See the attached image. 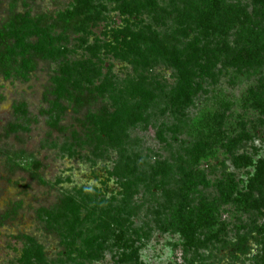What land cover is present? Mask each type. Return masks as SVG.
<instances>
[{"label": "rangeland", "instance_id": "374dc122", "mask_svg": "<svg viewBox=\"0 0 264 264\" xmlns=\"http://www.w3.org/2000/svg\"><path fill=\"white\" fill-rule=\"evenodd\" d=\"M169 1L160 3L164 6ZM194 1L198 7L212 2ZM226 1L248 5L253 19L248 28L239 24L229 35L213 32L200 40L203 52L191 66L193 104L186 110L172 104L176 72L166 63L156 65L149 74L158 100L143 109L142 123L127 128L122 145L107 147L103 157L84 143L81 121L89 111L110 105L113 91L78 114L72 108L55 114L59 122L56 130L45 114L53 100L47 102L45 95L57 71L56 63L40 62L28 81L0 80V264H18L27 237L44 248L50 264L86 262L77 253L74 260L68 258L63 245L67 232L49 225L42 212L54 210L65 195L93 187L107 202L97 203L96 208L92 205V219L98 221L108 213L105 219L111 231L103 238L104 247L97 249V259L86 264H264V234L257 232L264 226V67L254 65L239 72L231 65L241 49L254 50L252 33L264 29V16L255 15L262 9L252 0ZM72 2L0 0V25L8 21L13 6L17 13L30 12L33 17L61 16L72 9ZM94 5L97 10L93 15L98 11L107 19L98 22L87 44L81 45L76 36L71 38L68 60H91V69H101L92 83L78 72L81 85L95 88L112 83L110 88L120 87L138 74L137 69L105 49L97 57L90 51L102 45L107 39L104 33L122 20L114 10V0H94ZM143 21L153 22L148 15ZM171 22L169 27L159 26V31L166 43L177 46L185 61L193 36L175 38ZM226 44L231 52L224 51ZM222 98L229 99L230 106L220 107L217 101ZM62 104L68 107L67 101ZM17 105L25 106V115L16 114ZM214 107L216 123L225 133L219 146L220 162L198 164L193 157L197 139L191 129L204 110ZM12 124L17 125L14 131ZM33 161L40 163L34 170L38 178L26 170ZM125 167L136 171L142 180L130 204L121 201L117 182L109 180L107 173ZM94 224L90 221L82 229L83 239L91 236ZM120 230L128 232V241H135V251L117 248L114 238ZM189 232L195 233V242L186 238ZM243 236L248 238L244 254L234 245ZM83 239H77V249L86 248Z\"/></svg>", "mask_w": 264, "mask_h": 264}, {"label": "trees", "instance_id": "16d2710c", "mask_svg": "<svg viewBox=\"0 0 264 264\" xmlns=\"http://www.w3.org/2000/svg\"><path fill=\"white\" fill-rule=\"evenodd\" d=\"M114 1V10L119 13L122 20L121 25L105 32L106 41L102 45H96V49L91 50L90 48V52H93V57H97V53L105 49L116 59L129 63L137 69L138 74L128 77L120 87L110 88L112 83L100 84L95 88L81 85L80 79H77L78 72L88 83H92L95 74H101V69H91L93 66L91 60L78 63L68 60V54L71 51L68 44L71 38L76 36L80 39L81 45L87 44L98 22L107 19L102 13L99 15L98 11L96 15H93L94 10H97L94 0H73L72 9L61 16L33 17L30 12L17 13L13 6L8 21L0 25V80L28 81L30 76L37 71L40 62L57 64V71L45 95L47 102L49 98H53L49 102L50 109L45 113L50 118V126L53 129L59 130V122L55 114H61L71 108L78 114L105 94L114 92L110 105L102 106L96 111H89L81 121L84 143L93 149L94 154L99 152L100 157H103V152L107 147L121 146L127 128L142 123L145 120L143 109L150 107L158 100L159 94L156 93L152 83L155 81L149 74L156 65L166 63L168 67L175 70L177 84L172 90L171 101L181 110H186L193 104V95L190 92L194 79L191 66L197 64L200 53L203 52V49H200V40L212 36L213 32L228 34L231 28H240L239 24L243 27L247 25L248 28L253 19V14L248 12V5H242L239 2L230 3L226 0H212L211 3L202 7H198L194 0H170L164 6L161 5L160 0ZM252 1L255 7L262 9L255 12V15L264 16V0ZM14 2L16 3L17 0ZM101 8L104 11L107 10L103 6ZM145 15L150 16L153 22L145 24L143 21ZM108 20H110L109 17ZM170 20L172 21L170 27L174 30L175 38L177 35L188 39L193 36V40L188 43L191 53L185 61L181 59L177 46L166 43L159 31V26L169 27L167 24ZM260 31L257 34L247 32L248 35L251 33L254 35V50L251 51L245 47L241 49L242 53L238 57L233 58L231 65L239 72L254 65L264 67V29L261 33ZM224 51L227 53L230 51L227 44ZM62 101H67L68 107H65ZM217 103L220 107L230 106L227 98H222ZM24 107V105L15 106L16 114L25 115ZM216 108L204 110L196 119L194 129H191L197 139L193 147L195 163L215 162L218 164L220 162L219 146L225 139V133L220 131L216 123ZM10 128L14 131L17 125L12 124ZM76 138H80V135ZM39 167L40 163L33 161L26 170L33 178H38L34 170H38ZM107 173L109 180L112 178L116 180L120 190L119 194L122 197L121 201L132 203L142 182L136 171L125 167V170H114ZM161 184L164 188L165 182L162 181ZM106 202V197L99 189L83 188L77 191L76 195H65L54 210H43L42 214L49 225L57 226L61 233L67 232L63 234L65 239L63 245L67 249L66 254L69 259L74 260L75 253L88 263L97 259L100 252L97 249L99 247L102 249L106 244L103 238L111 231V225L105 219L109 218L106 212L104 217L93 221L94 209L90 211V208L93 204L95 205L93 208H96L98 204ZM116 220L113 219L114 222ZM90 221L95 223L91 229L92 234L89 238L83 239L82 229ZM119 221L123 222L121 219ZM120 226L124 225L120 224ZM258 230L259 234L260 232L264 234V226ZM118 232L114 238L117 248L127 249L130 252L135 251V241L131 239L128 241L126 238L128 232L124 230ZM194 236V232H189L186 238L195 242ZM79 238L86 242V248L81 250L76 248V241ZM247 243L248 238L243 236L234 245L237 251L244 254ZM86 262L78 264H86ZM18 264L50 263L46 258L44 248L33 238L27 237ZM59 264L66 263L60 262Z\"/></svg>", "mask_w": 264, "mask_h": 264}]
</instances>
